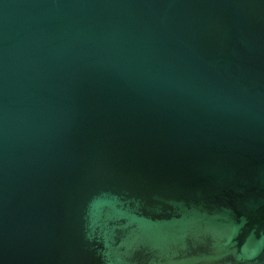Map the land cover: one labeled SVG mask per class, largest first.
<instances>
[{
  "label": "water",
  "instance_id": "water-1",
  "mask_svg": "<svg viewBox=\"0 0 264 264\" xmlns=\"http://www.w3.org/2000/svg\"><path fill=\"white\" fill-rule=\"evenodd\" d=\"M0 264H264V0H0Z\"/></svg>",
  "mask_w": 264,
  "mask_h": 264
}]
</instances>
